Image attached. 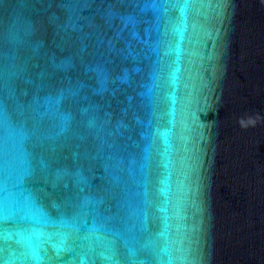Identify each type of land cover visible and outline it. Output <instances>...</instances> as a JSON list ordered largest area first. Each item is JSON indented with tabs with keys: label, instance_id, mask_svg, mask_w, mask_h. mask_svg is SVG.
<instances>
[{
	"label": "water",
	"instance_id": "water-1",
	"mask_svg": "<svg viewBox=\"0 0 264 264\" xmlns=\"http://www.w3.org/2000/svg\"><path fill=\"white\" fill-rule=\"evenodd\" d=\"M0 264H264V0H0Z\"/></svg>",
	"mask_w": 264,
	"mask_h": 264
}]
</instances>
